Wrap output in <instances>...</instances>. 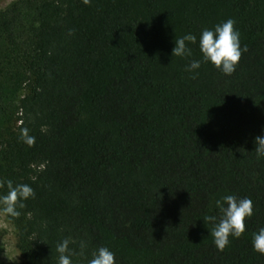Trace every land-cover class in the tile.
<instances>
[{
    "label": "trees",
    "instance_id": "trees-1",
    "mask_svg": "<svg viewBox=\"0 0 264 264\" xmlns=\"http://www.w3.org/2000/svg\"><path fill=\"white\" fill-rule=\"evenodd\" d=\"M231 18L242 51L226 76L201 61L202 29ZM187 33L191 56H171ZM34 137L31 145L22 130ZM264 0H14L0 10V195L29 185L21 264H264ZM247 197L245 232L217 250L205 215ZM81 242L85 247L81 248Z\"/></svg>",
    "mask_w": 264,
    "mask_h": 264
},
{
    "label": "clouds",
    "instance_id": "clouds-1",
    "mask_svg": "<svg viewBox=\"0 0 264 264\" xmlns=\"http://www.w3.org/2000/svg\"><path fill=\"white\" fill-rule=\"evenodd\" d=\"M88 3V0H83ZM235 21L231 18L216 24L213 28L202 29L199 36V51L201 60H192L185 68V71L192 74V78L198 74L194 70L200 68L201 61L210 63L224 75L229 76L234 71L240 60L242 51L240 33L234 28ZM187 43L195 44L197 37L187 33L174 39V47L171 50V56L186 57L191 56V49ZM264 131V130H262ZM22 140L31 145L34 137L29 136L27 129L21 132ZM255 139V152L257 158H264V134ZM7 192L0 195V213L18 217L20 212L18 208H23V201L34 197L33 189L27 184H13V181H5ZM215 206L219 211V217L214 215H205L203 222L211 223L212 229L210 235L213 238V244L219 251H223L230 243L229 237L238 239L245 232V221L253 214L252 201L247 197L237 198L234 195H223L215 201ZM69 241L62 240L56 245L58 254V264H72L68 251ZM251 245L253 251L264 255V227L252 234ZM81 248L85 247L81 242ZM88 264H115V254L107 247H99L88 260Z\"/></svg>",
    "mask_w": 264,
    "mask_h": 264
},
{
    "label": "rangeland",
    "instance_id": "rangeland-1",
    "mask_svg": "<svg viewBox=\"0 0 264 264\" xmlns=\"http://www.w3.org/2000/svg\"><path fill=\"white\" fill-rule=\"evenodd\" d=\"M14 0H0V10ZM0 264H21L16 249V230L6 215L0 213Z\"/></svg>",
    "mask_w": 264,
    "mask_h": 264
}]
</instances>
